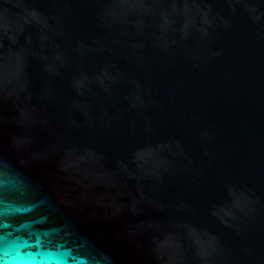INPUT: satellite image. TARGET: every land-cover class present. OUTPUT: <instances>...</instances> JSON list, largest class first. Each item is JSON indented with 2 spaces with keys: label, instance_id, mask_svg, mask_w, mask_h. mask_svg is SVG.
I'll use <instances>...</instances> for the list:
<instances>
[{
  "label": "water",
  "instance_id": "1",
  "mask_svg": "<svg viewBox=\"0 0 264 264\" xmlns=\"http://www.w3.org/2000/svg\"><path fill=\"white\" fill-rule=\"evenodd\" d=\"M0 264H264V0H0Z\"/></svg>",
  "mask_w": 264,
  "mask_h": 264
}]
</instances>
